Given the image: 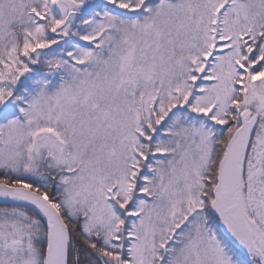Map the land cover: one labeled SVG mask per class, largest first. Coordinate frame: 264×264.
Returning a JSON list of instances; mask_svg holds the SVG:
<instances>
[{
	"label": "snow or ice",
	"instance_id": "obj_1",
	"mask_svg": "<svg viewBox=\"0 0 264 264\" xmlns=\"http://www.w3.org/2000/svg\"><path fill=\"white\" fill-rule=\"evenodd\" d=\"M0 264H264V0H0Z\"/></svg>",
	"mask_w": 264,
	"mask_h": 264
}]
</instances>
